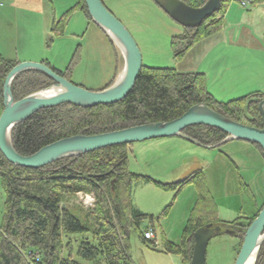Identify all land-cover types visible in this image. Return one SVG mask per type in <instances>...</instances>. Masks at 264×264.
I'll use <instances>...</instances> for the list:
<instances>
[{
    "label": "trees",
    "instance_id": "1",
    "mask_svg": "<svg viewBox=\"0 0 264 264\" xmlns=\"http://www.w3.org/2000/svg\"><path fill=\"white\" fill-rule=\"evenodd\" d=\"M105 1L102 0L104 5ZM181 1L192 8H200L207 0ZM231 1L223 0L219 12L206 19L200 28H183L180 35L172 38L175 60H183L196 45L222 31L223 15ZM75 11L82 12L92 21L86 0H77L59 21L53 22V36L64 34ZM78 56L77 53L64 71L47 62L44 64L72 82ZM19 64L18 60L0 56L2 112L5 80ZM53 84L54 81L43 73L24 72L14 80L12 93L17 102ZM262 101L264 94L255 92L232 101L219 102L208 92L204 74L143 66L133 91L125 100L93 108L63 104L41 110L14 129L13 145L20 155L30 156L45 146L74 136H95L135 126L172 122L198 104L213 106L221 115L237 123L262 129ZM183 133L203 146H215L228 136L219 129L203 125L189 127ZM250 144L264 159L262 147ZM131 146L105 148L36 170L17 167L0 152V183L5 195L0 223V264H81V261L133 264L130 255L132 231L138 233L143 245L151 250L180 257L183 264H191L194 234L199 229L224 224L234 228L237 236L239 231L235 230L241 228L240 234L243 235L264 208L263 205L253 217L222 222L203 170L174 183H161L149 176L133 174L129 171ZM240 181L243 183L241 177ZM134 184L154 185L162 191L174 193L176 197L186 187H195L197 200L179 244L169 241L164 235L160 247H157V240L146 239L145 235L150 230L158 237L155 224L169 214L173 204L166 207L159 218L142 213L133 203ZM79 194L93 196L94 206L84 212L75 207L69 209V201ZM144 224L148 225L143 229ZM255 264H264V244Z\"/></svg>",
    "mask_w": 264,
    "mask_h": 264
},
{
    "label": "rangeland",
    "instance_id": "2",
    "mask_svg": "<svg viewBox=\"0 0 264 264\" xmlns=\"http://www.w3.org/2000/svg\"><path fill=\"white\" fill-rule=\"evenodd\" d=\"M238 1L240 3V0ZM75 2L76 0H54L53 16L57 17L56 20L59 21L75 5ZM105 6L124 24L135 39L142 53L143 66L178 67L177 60L173 57L171 41L173 37L182 33L183 27L174 22L152 0H106ZM95 26L97 25L93 20L89 21L82 12L75 11L71 14L64 34L54 37V41L47 47V50L51 48L47 55L53 58L58 57V64L62 69H66L78 53L79 61L74 68L75 79L85 81V85L89 88L72 82L89 91H99L94 89L103 85L119 60V72L109 86L113 85L124 66L121 51L99 27L101 31ZM48 29L50 32L51 29ZM100 32L106 38L102 37ZM234 52L236 54L230 60L229 71L224 69L225 67L219 69V66L224 64V60H221L219 64L217 62L218 66L207 64L208 68L204 70L208 78V88L215 93L217 98L213 97L219 102H228L231 97L238 96V90L243 91L257 84L264 87V53L246 52L245 48ZM190 54L186 55L187 59L183 60L180 68H185L183 71L199 73V68L196 70L191 68L194 64L189 62L194 54ZM241 63L243 67L248 65L247 68L253 73L249 74L246 71V74L244 68L241 70L236 68ZM216 84H220V88L225 86L226 89L222 91L217 89L219 85L214 89ZM262 91L259 92L264 94V88ZM129 153L131 173L149 176L161 183L181 181L192 173L203 170L208 187L218 205L219 219L221 218L222 222H232L239 217H253L264 205V159L253 145L244 141H231L221 147V150H217L173 137L134 144L129 148ZM87 196L92 197L81 194L71 199L68 208L75 207L83 212L92 208L95 198L92 197L94 201L88 203ZM175 197L174 193L162 191L154 185H133L134 206L144 214L159 218L164 209L173 204L169 214L155 224L158 232V237L155 235L157 247L161 246L163 235L176 244L181 242L197 200V191L194 186H188L177 195L176 199ZM4 199L5 195L0 183V223ZM147 225L144 224L142 228L144 229ZM221 227L223 230H234L224 224ZM240 229L235 230L239 231L238 236L222 233L213 238L208 246L207 264H235L247 232L246 230L242 235ZM130 242L133 264H183L180 257L158 253L143 245L135 231L131 232ZM81 264L94 263L81 261Z\"/></svg>",
    "mask_w": 264,
    "mask_h": 264
},
{
    "label": "water",
    "instance_id": "3",
    "mask_svg": "<svg viewBox=\"0 0 264 264\" xmlns=\"http://www.w3.org/2000/svg\"><path fill=\"white\" fill-rule=\"evenodd\" d=\"M152 1L174 22L187 29L200 28L206 19L219 12L223 4V0H207L202 7L192 8L181 0ZM86 5L93 22L113 44L115 39L120 43L121 49L116 48L123 56L124 73L121 71L114 84L104 90L89 91L61 77L44 63L25 62L15 66L4 83V110L0 116V152L9 163L17 167L36 170L66 158L79 157L105 148L173 137L208 149H216L231 141H244L258 144L264 151V101H262L260 104L262 129L237 123L221 115L213 106L198 104L172 122L135 126L96 136H74L45 146L30 156L17 153L13 145L14 129L39 111L63 104L83 108L114 105L125 100L136 85L143 68V57L135 39L101 0H86ZM29 71L43 73L55 84L16 102L12 93V84L18 75ZM54 88L60 92L57 95L48 96L47 93ZM198 125L219 129L228 136L215 146H203L183 133L185 129ZM222 233L234 235L233 231L223 230L221 226L207 225L199 229L194 234L195 246L191 264H207L208 246L214 237ZM263 244L264 208L248 228L235 264H248L251 260L255 264Z\"/></svg>",
    "mask_w": 264,
    "mask_h": 264
},
{
    "label": "crops",
    "instance_id": "4",
    "mask_svg": "<svg viewBox=\"0 0 264 264\" xmlns=\"http://www.w3.org/2000/svg\"><path fill=\"white\" fill-rule=\"evenodd\" d=\"M53 1L0 0V56L6 59L18 60L21 63L47 62L59 71L65 70V68L62 69L58 64V57L53 58L47 55V52L51 49L49 48L47 50V47L49 43L54 41V37H56L48 29H52L53 22L57 19V17L53 16ZM76 3L77 0L75 5ZM242 8L238 0H232L223 15L222 31L199 43L189 52V54L191 53L190 55L192 53L194 54L189 62L194 64L191 68L194 70L199 68V73L205 75L206 88L214 97L216 95L213 91L209 90V85H207L208 78L206 73H204L207 64L208 66H218L216 63L218 62L219 64L221 60H224V64H221L219 69L225 67L224 69L229 71L230 60L236 54L234 51L245 48L246 52L264 53V2H253L249 4V8ZM95 27L98 28V26ZM100 33L102 37L106 38L102 32ZM69 55H66L67 59ZM185 59H187L186 56L183 60L185 61ZM183 60L177 61L176 64H178V67L176 69L180 72L195 73L192 71H183L185 68H180ZM119 63L120 61L118 60L115 69L109 74L103 85H100L101 87L94 90L101 91L110 85L119 72ZM247 66L243 67V63H241L236 68L239 70L244 68L245 73L248 71L249 74H252L253 72ZM71 80L76 84H81L85 88H89L85 85V81L75 79V71L72 73ZM218 85L219 87L217 89H221V91L222 89H226L225 86L220 88V84L214 85V89ZM262 88L264 87L257 84L253 87H247L243 91L238 90V96L231 97L229 101L247 96L253 92H263ZM1 114L2 110L0 106V116Z\"/></svg>",
    "mask_w": 264,
    "mask_h": 264
},
{
    "label": "built area",
    "instance_id": "5",
    "mask_svg": "<svg viewBox=\"0 0 264 264\" xmlns=\"http://www.w3.org/2000/svg\"><path fill=\"white\" fill-rule=\"evenodd\" d=\"M257 0H240V4L242 5V6H244V7H247V6H249V4H251V3H253V2H256ZM79 195H81V194H79ZM82 195H84V194H82ZM93 197V196H92ZM92 197H89V196H87V198H86V202H93L94 201V198H92ZM145 237H146V239L147 240H154L155 239V234H154V232H147L146 233V235H145Z\"/></svg>",
    "mask_w": 264,
    "mask_h": 264
},
{
    "label": "bare ground",
    "instance_id": "6",
    "mask_svg": "<svg viewBox=\"0 0 264 264\" xmlns=\"http://www.w3.org/2000/svg\"><path fill=\"white\" fill-rule=\"evenodd\" d=\"M102 1V0H101ZM242 6V5H241ZM242 7H244V6H242ZM244 8H246V7H244ZM115 45V47H117V48H120L121 49V45H120V43L115 39V43H114ZM124 68L125 67H123V70H122V73H124ZM121 77H122V75H121ZM121 77H120V79H121ZM109 87V86H108ZM60 92V90H58V89H52V90H50L48 93H47V95L48 96H53V95H57L58 93ZM240 238V237H239ZM155 240V239H154ZM241 241V240H240ZM248 264H253V260H251V261H249V263Z\"/></svg>",
    "mask_w": 264,
    "mask_h": 264
}]
</instances>
